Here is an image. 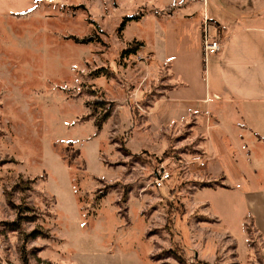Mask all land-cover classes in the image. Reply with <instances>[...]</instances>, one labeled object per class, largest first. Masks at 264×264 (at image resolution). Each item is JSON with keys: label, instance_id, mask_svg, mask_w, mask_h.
<instances>
[{"label": "rangeland", "instance_id": "374dc122", "mask_svg": "<svg viewBox=\"0 0 264 264\" xmlns=\"http://www.w3.org/2000/svg\"><path fill=\"white\" fill-rule=\"evenodd\" d=\"M172 1L0 0V264H264V103H161L211 57Z\"/></svg>", "mask_w": 264, "mask_h": 264}, {"label": "crops", "instance_id": "0c3cea01", "mask_svg": "<svg viewBox=\"0 0 264 264\" xmlns=\"http://www.w3.org/2000/svg\"><path fill=\"white\" fill-rule=\"evenodd\" d=\"M172 3L174 13L185 9L177 12L185 17L192 14V3L201 4L199 17L202 22L206 17L212 24L209 33L219 42L220 49L211 51L210 60L202 65L205 79L202 91L189 92L191 85L186 83L171 86L167 83L160 93L161 103L174 98L172 106L183 103L189 107L194 102L203 108L199 110L194 105L193 114L205 111L209 115L214 105H225L227 99L243 105L248 115L255 118V108L264 103V0H192L179 5L174 0ZM141 42L143 49L152 54L145 42ZM176 87L183 89L182 94L176 93ZM209 95L214 103H210ZM204 102L209 104L204 106Z\"/></svg>", "mask_w": 264, "mask_h": 264}, {"label": "trees", "instance_id": "16d2710c", "mask_svg": "<svg viewBox=\"0 0 264 264\" xmlns=\"http://www.w3.org/2000/svg\"><path fill=\"white\" fill-rule=\"evenodd\" d=\"M139 16L138 15H133V16H128V17H125L124 19H123V21L121 22V24H120V27L119 28H122L123 26H124V24H125V22L126 21H129V20H137V18H138ZM77 40V39H76ZM92 41H99V39L97 38V37H95V35H88V36H86V37H83V38H81L80 40L78 39L77 40V42H82V43H87V42H92ZM140 46H142V42H140V41H132L131 43H129L128 45H127V47L122 51V53L123 54H130V53H133V52H135ZM100 69H98V70H96L93 74H96V73H98V71H99ZM100 72V71H99ZM108 112H109V109H106L105 110V112L101 115V117L99 118V120L97 119V121H96V126L98 125V126H100V124H101V122L108 116ZM10 205H12V203L10 202L9 203ZM13 206V205H12ZM13 208H16V206H13ZM26 208V210H29L30 208H28V207H25ZM21 212L22 211H18L17 212V220L15 221V222H17L18 221V219H23V218H25V217H23L22 215H21ZM36 233H37V231H31L28 235L29 236H35L36 235Z\"/></svg>", "mask_w": 264, "mask_h": 264}, {"label": "built area", "instance_id": "2783aa9c", "mask_svg": "<svg viewBox=\"0 0 264 264\" xmlns=\"http://www.w3.org/2000/svg\"><path fill=\"white\" fill-rule=\"evenodd\" d=\"M207 29H208V20L206 17L203 18V33H204V37H203V50L206 52H211V51H218L220 49V44L217 40H215L214 36L211 35H207ZM166 178H168V173L162 168L159 167L155 173H154V178H153V184L156 187L162 186L166 180Z\"/></svg>", "mask_w": 264, "mask_h": 264}]
</instances>
